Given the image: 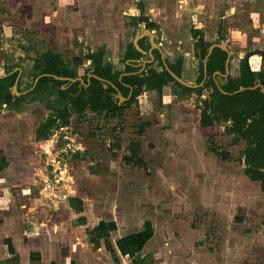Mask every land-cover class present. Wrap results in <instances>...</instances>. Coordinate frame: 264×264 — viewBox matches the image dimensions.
Returning a JSON list of instances; mask_svg holds the SVG:
<instances>
[{"label": "rangeland", "instance_id": "obj_1", "mask_svg": "<svg viewBox=\"0 0 264 264\" xmlns=\"http://www.w3.org/2000/svg\"><path fill=\"white\" fill-rule=\"evenodd\" d=\"M70 1L63 0L64 8L55 13L33 10V5L25 10V25L19 20L24 12H0V31L8 37H1L0 54L7 66L21 68L19 92L32 86L41 72L35 68L37 59L46 54L58 55L82 78L94 69L91 53L123 71L125 53L142 29L156 35L170 61H186L185 80L192 84L199 83L201 65L195 26L204 30V40L223 39L235 50L232 76L239 74L240 55L246 60L249 53L264 51V0H77L82 5L67 9ZM145 39L143 58L150 49L149 37ZM250 62L258 70L262 57L254 54ZM153 65L161 70L158 60ZM206 89L208 96L212 87ZM48 90L0 110V159H5V167L0 160V179H5L1 184L12 218L11 235L0 232L1 248L10 245L14 258L23 256L28 264H40L41 259L47 260L44 264H92L98 243H114L119 226H144L153 217L159 230L166 228L167 238L200 247L203 264H264V192L245 175L247 143H233L227 122L203 132L198 144L193 140L197 155L187 158L196 162V169L188 163L182 168L183 145L169 144L161 127L167 111L175 121L180 116L169 110L170 104L162 109L155 94L151 103L150 92L142 94L121 118L111 121L89 110L84 116L73 114L48 139L37 140V128L56 104V93ZM188 98L195 105L206 100L195 93ZM153 115L160 124L146 125ZM55 116L59 124L60 116ZM138 139L144 167L127 161ZM166 148L173 151L168 154ZM212 149L228 152L230 158L223 160ZM100 227L108 228L102 238ZM7 261L0 259L2 264Z\"/></svg>", "mask_w": 264, "mask_h": 264}, {"label": "trees", "instance_id": "obj_2", "mask_svg": "<svg viewBox=\"0 0 264 264\" xmlns=\"http://www.w3.org/2000/svg\"><path fill=\"white\" fill-rule=\"evenodd\" d=\"M193 32L195 36L200 34L199 30H194ZM145 41V38L139 40V47L137 48L134 43H131L125 53V60L130 58H143L145 51H141L140 49L145 47ZM210 45L203 42L199 43V47L202 50V61L198 77L199 83L204 77L203 58L206 56L207 49ZM153 54L155 56L154 62L148 63L145 71L142 73L133 74L131 72L137 71L138 68H135L131 64L124 63L125 69L123 71L117 70L112 64H103L98 53H91L88 58L92 59L94 64L93 74L98 76V78L92 76L90 81H88V77L86 76L84 80L89 85L86 88L82 87L81 90L78 87L79 81L62 89L61 86L67 84V81L59 80L55 76L76 77L77 73L69 70L58 55L51 58L50 54H46L44 57L42 56L37 59L35 68L41 67V73L47 74L40 77L36 86L31 91L22 95L12 94L11 89L18 76V71L10 72L14 67L18 66L9 68L7 71L8 75L0 78V109L3 107V104H7L8 107L13 105L18 107L27 100L28 94L39 95V92L45 88H49L48 91L55 92L57 95L55 99L56 104L52 106L54 112L36 130V139L41 140L48 139L54 127L66 125L71 115L77 114L78 116H84L87 110L98 116L104 115V119L107 121L121 118L125 108L130 107L144 90H157L161 94L164 86L172 84L176 94L185 96L192 92L201 95L204 89L212 87V94L216 95L220 101L221 113L218 115L210 114L209 102L208 100H204V107L201 113V125L212 126L215 121L227 122L228 120H232V123L228 125V132L235 135L233 141L237 143L245 140L247 143L244 150L245 174L251 180L258 182L264 192V93L260 89L244 90L233 95L223 94L219 91L212 76L216 71L225 73L227 52L220 48H215L212 55L208 58L207 69L209 78L202 87L198 88H188L174 80L163 65L161 53L155 49ZM40 58L44 60V64L42 65H40ZM146 58L149 59L150 56L147 54ZM156 60L159 61L161 70L153 65ZM168 65L177 75L182 77L181 73L173 65L169 62ZM122 73L125 74L120 79ZM218 78L225 80V83L220 85L225 91L230 93L241 87L253 86L254 81L264 80V55L262 56L260 69L252 71V74L249 73L245 58H243L241 59L239 76L229 75L226 78L217 76ZM101 79L111 81L124 97H128L132 90L131 96L127 101L120 103L119 99L114 97L117 90L111 84ZM55 115L60 116L61 122L59 124L56 121ZM214 151L223 160L230 158L228 152ZM127 161L129 163L142 164L141 158H129Z\"/></svg>", "mask_w": 264, "mask_h": 264}, {"label": "crops", "instance_id": "obj_3", "mask_svg": "<svg viewBox=\"0 0 264 264\" xmlns=\"http://www.w3.org/2000/svg\"><path fill=\"white\" fill-rule=\"evenodd\" d=\"M50 1H51V3H50V5H48V0H0V12L1 11L2 12L11 11V10H15V11L18 10L19 12H24L23 15H20L19 20H20V23L22 21H24V25H25V22H26L25 10L26 11H27V9L32 10L33 5H35L33 10L39 11V10L45 9V10H50L52 12L54 11V13L59 10L60 6L64 8L63 0H50ZM85 1H87V0H84L82 2V4H84ZM78 3L79 2H77V0H76V2L74 0L67 2L66 8L67 9H69V8L74 9L75 4L77 5ZM53 4H54V6H53ZM82 4H78V5H82ZM26 7H28V8H26ZM77 8L79 9V7H77ZM54 13H53V15H54ZM28 18H29V20L32 19V18H30V16ZM45 22H46V20H45ZM26 26H29V25H26ZM195 29L200 31V34L198 36L193 35V37H195L194 38L195 41H197L198 44L201 42L212 44V43L222 42L221 40H223V39H221V40L218 39L217 41L215 40V41L209 42L207 40H204L203 36L201 35L204 33V30L201 28V26H195ZM4 32L2 33L0 31V40H1L2 36L5 37L4 39H6V40L8 39V37L6 36V34ZM26 37H28V35ZM155 37H156V35H155ZM193 37H190V38H193ZM197 38H199V40ZM21 39H22V41L24 40L23 36ZM201 40H203V41H201ZM179 42L183 43V40H179ZM133 43L135 45V40L133 41ZM138 47H139V45H138ZM1 48L2 47H0V50H1ZM228 48H229L230 53H231L230 75H232V71H233L232 70L233 69L232 59H233L235 50L229 44H228ZM197 55L200 58V61H202V57H200V54L198 51H197ZM0 56L2 57V59L0 58V78H1V77H5L8 75L7 71L11 67L7 66L8 64L5 62V58H3L4 55L0 54ZM165 57H166L167 61L171 65H173V67L176 70H178L181 73L182 78L185 80L186 77H185L184 68L186 65V61H184L183 58L179 57L174 62H172V61H170L168 55L167 56L165 55ZM243 58H245V57L240 55V59H243ZM250 64H251V62H250ZM231 67H232V69H231ZM15 68H13L10 73H13ZM256 70L257 69H252V71H256ZM198 75H199V73H198ZM239 75H240V71H239V74L237 76H239ZM217 76L226 78L225 76H221V75H217ZM207 78H206V80H207ZM206 80H205V82H206ZM218 81L220 84L225 83V80L222 78H218ZM256 81H258V80H256ZM190 82H192V81H190ZM18 83H19V81H18ZM190 84H192V83H190ZM196 84H199V83L197 82ZM202 86H199V87H202ZM171 89H172V94H170L168 92ZM205 91H207V89H204L202 94L199 96H200V98H204V99L208 100L210 114H212V115L220 114L221 113V104H220L218 97L216 95L212 94V90H211V92H209V95L206 96V94L204 93ZM149 92L151 94L150 103H151L153 94H155L158 98L157 99L155 97L153 99L154 106H156L155 99H157L158 105L161 103L164 105L162 107V109H168L167 106H168V104H170L171 106H169L170 107L169 110L173 109V110L177 111V113L175 115L180 116V118L177 117V121H175L173 119L172 114H170L168 111H167L168 114L166 116H163L161 127H162V129L164 127L163 131L166 133V134H164V139L170 140L171 142H169V144H171V143L177 144L178 143L179 145H183L182 154L185 157H183V159H182L183 160L181 163L182 168L186 167L189 164V165H194V168L196 169V167H195L196 162L193 161L192 159H188L187 156L188 157L189 156L195 157V155H197V147L195 145L197 143V139L203 134V132H206V131L208 132V130H211L215 125H217L218 122L215 121L214 125H212V126H202L201 125V113H202V109L204 107V104L200 101L199 103H196V105H195V104H193V99L188 98L189 95H192L195 92H192L189 95L181 96L180 94H176V91H174V89L171 85H167V86L163 87L161 94H159V92L157 90H144L137 97V100L140 99L142 94H146ZM131 94H132V90L130 91L129 96H131ZM195 94H197V93H195ZM166 98L169 100H167ZM137 100L135 102H137ZM120 103H123V102H120ZM198 105H201V107L200 106L197 107ZM3 107L8 108L7 104H3ZM178 108H179V112H178ZM180 109H181V111H180ZM171 117H172L173 121H171ZM157 119H156V116L153 115L150 117L149 121L145 122V124L148 126H151V125L153 126L155 124L157 125V123L160 124V121L156 122ZM221 122H224V121H221ZM227 123L230 125L232 123V120H228ZM197 127H199V129ZM141 134H145V132L143 133V131H142ZM208 134H209V132H208ZM139 137L141 138V136H139ZM142 137H143V135H142ZM194 139H196V143L193 141ZM241 141L245 142L244 140H241ZM150 143L151 142H149V146H150ZM233 143L235 144L234 141H233ZM138 144H139V139L134 143V145L136 147L130 146V148H132L129 150L131 152V154H130L131 156H127V157H130L131 159L141 158L143 165L142 164H136V163H132V164L136 165L138 167H144L145 163L143 162V158L141 155L142 149L139 147ZM151 148H153V147H151ZM164 150L166 153L168 152V154H170L173 151L171 148H166ZM132 153L134 154V156H132L133 155ZM214 158H215V160L216 159L218 160V157L216 154H215ZM0 160L3 163L2 166L5 167L4 166V164H5L4 157H2ZM195 160H196V158H195ZM215 160H214V162H215ZM1 172L3 173V169ZM4 180H5L4 178H2V180L0 179V224H2L3 227H5V229L3 227H0V232L5 233L7 235H11L9 232V230H11L10 227H11V220H12L11 215H10V210H9L10 206L8 204L9 203L8 198H6L4 195L5 186L3 184H1ZM249 181L254 182L256 184L258 183L256 181L251 180L250 178H249ZM232 186H234V185H232ZM6 191H8V189ZM230 191L231 190L227 191V197L230 195L229 194ZM117 219L118 220H117L116 224H120L121 220H119V218H117ZM136 219H137V217H136ZM151 219L152 220L147 221L146 225H144V226L142 224L139 225V223H136L137 225H133V226L129 225V227L127 226L128 229L126 227L121 228L119 226L118 230L115 231L114 243L110 242V241L108 243H106L104 241L98 243V246H97L98 247V255H96L97 259L94 260L93 258H91L93 256L90 257L91 261L94 260V262H92V264H203L202 260L199 259L200 250L198 248H200V247H196V245L192 246V244L182 245V244L178 243V241L175 238H173V239L169 238V237L167 238L166 235L164 236V232H166V234H167L166 228H165V230H159L158 228H161V227L157 226L158 224L155 222L156 220H154L153 217H151ZM22 228H25V225ZM100 228H102V229H99L100 238H102L103 235L107 232L108 228L107 227H100ZM4 230H6V231H4ZM185 234L188 235V231ZM121 235H126V236L128 235L129 237L125 236L122 239L123 236H121ZM156 235H158L159 237L156 238ZM1 240L3 241V238L0 235V241ZM9 248H10V245H8V244H7V246H5L3 248L0 247V259L1 258L2 259L9 258V261H7L8 264H11V261L13 262L15 260L20 261V262H18L19 264L25 262V259H23V256H19V258L17 256L16 258H14V255L11 252L12 249L10 250ZM181 251H182V254L180 255L179 253ZM186 254H187V256H186ZM177 255H179L180 257H176ZM189 255H192L191 259L190 258L188 259ZM48 256H50V255H48ZM33 261L34 260H32L31 262H33ZM27 262H29V261H26L24 264H28ZM44 263H47V260L41 259L40 264H44ZM0 264H2V263L0 262ZM3 264H5V263H3ZM57 264H60V263L57 262Z\"/></svg>", "mask_w": 264, "mask_h": 264}, {"label": "water", "instance_id": "obj_4", "mask_svg": "<svg viewBox=\"0 0 264 264\" xmlns=\"http://www.w3.org/2000/svg\"><path fill=\"white\" fill-rule=\"evenodd\" d=\"M145 36H148L149 37V42H150V49H149V56H150V59L148 60H137L138 62H140V64L142 65V68L141 70H144L147 63H151L153 60H154V54H153V50L154 49H157L160 53H161V59H162V62H163V65L165 67V69L169 72V74L173 77L174 80H176L178 83H180L181 85L183 86H186L188 88H197L199 86H202L206 80V78L208 77V69H207V61H208V58L212 55L213 51L215 48H220L221 50L227 52V58H226V61H225V73H222L221 71H216L214 72L213 74V79H214V82L216 84V86L218 87L219 91L223 94H227V95H233V94H236V93H239V92H242L244 90H255V89H260L261 92L264 93V80H261V81H254V85L253 86H250V87H241L239 88L238 90H235L233 92H227L225 91L221 86H220V83L217 79V75H221V76H229L230 75V62H231V53H230V50L228 48V44L226 42H217V43H212L208 49H207V54L206 56L203 58V66H204V78L203 80L199 83V84H190L189 82L185 81L182 77H180L179 75H177L168 65V62L166 60V57H165V54L161 48V46L159 44H157L156 40H155V34L150 31V30H144L142 29L141 30V33L135 38V45L136 43L142 39L143 37ZM138 46V45H137ZM197 51L199 52L200 54V57H202V54H201V49H197ZM254 54H257V55H260L261 57L264 55V51H261V50H257L255 52H251L247 57H246V66H247V69L249 71L250 74H252V69L250 67V63H249V58L250 56L254 55ZM15 71H18L19 72V75L12 87V94L14 92H17L18 94H21V93H25L27 91H23V92H19L18 91V81H19V77L21 75V69L20 67H16L15 68ZM91 76H94L96 78H98V76L94 75V74H91ZM252 76V75H251ZM41 76H38L37 78H35V81H34V86L37 84L38 80L40 79ZM57 79L59 80H69L71 82H75L77 80H80L81 84H84V81L83 79L81 78H78V77H75V78H69V77H62V76H55ZM109 84H111L115 89H117V87L109 80H106V79H101ZM88 85V84H87ZM63 89L65 88V86L62 87ZM114 97L115 98H118L120 102H124L126 100L129 99L130 96L128 97H124L122 95V93L120 91L117 90V93L114 94Z\"/></svg>", "mask_w": 264, "mask_h": 264}, {"label": "flooded vegetation", "instance_id": "obj_5", "mask_svg": "<svg viewBox=\"0 0 264 264\" xmlns=\"http://www.w3.org/2000/svg\"><path fill=\"white\" fill-rule=\"evenodd\" d=\"M146 37V36H145ZM145 37H143V38H145ZM141 40V39H140ZM150 43V42H149ZM138 43H136V45H135V47L137 48L138 46ZM150 47H151V45H150ZM144 49V50H143ZM143 49H140L141 51H145L146 50V47H144ZM155 50V49H154ZM153 50V51H154ZM147 54L149 55V51L147 52ZM142 59H144V60H148L147 58H130V59H126L124 62L126 63L127 62V64H131L132 66H134L135 68H138V70L137 71H133V72H131V73H133V74H140V73H142L143 71H145V69H146V67H147V65H146V67H145V69L144 70H141V68H142V65L140 64V62H138L137 60H142ZM150 59V58H149ZM154 60H155V56H154ZM154 60L152 61V62H154ZM167 60V59H166ZM151 62V63H152ZM148 64V63H147ZM15 68V67H14ZM21 69V68H20ZM94 71V70H93ZM93 71H92V74H93ZM14 72H16L15 70H14ZM21 73H22V70H21ZM45 74H47V73H39V75L38 76H43V75H45ZM125 73H122L121 75H120V79H121V77L124 75ZM18 75H19V72H18ZM37 76V77H38ZM18 77V76H17ZM36 77V78H37ZM62 77H68V76H62ZM76 77H78V78H81V79H83V81H84V84H81V82H80V80H77V81H79L80 83H79V85H78V87H79V89L81 90L82 89V87H87L89 84L88 83H85V80H84V78H82L81 76H76ZM92 76H91V74L90 75H88V78H87V80L88 81H90V78H91ZM20 78H21V75H20V77H19V80H20ZM69 78H75V77H69ZM17 79V78H16ZM63 81H67V84H63L61 87H63V86H65V88H67V87H69L71 84H73V83H75V82H77V81H75V82H71V81H69V80H63ZM88 84V85H87ZM33 86L32 87H30L29 89H27V90H25V91H27V92H29V91H31L35 86H34V84H32ZM64 88V89H65ZM63 89V88H62ZM80 90H79V92H80ZM116 90H118L119 91V89L117 88ZM27 92H25V93H27ZM117 93V92H116ZM22 94H24V93H22ZM127 101V100H126Z\"/></svg>", "mask_w": 264, "mask_h": 264}]
</instances>
